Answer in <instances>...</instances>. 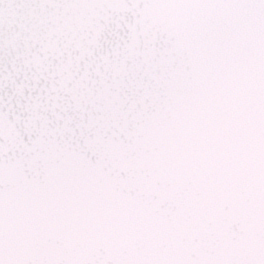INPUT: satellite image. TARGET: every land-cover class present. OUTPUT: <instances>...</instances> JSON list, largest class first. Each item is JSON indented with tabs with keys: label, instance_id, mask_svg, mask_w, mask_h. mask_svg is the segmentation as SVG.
<instances>
[{
	"label": "water",
	"instance_id": "obj_1",
	"mask_svg": "<svg viewBox=\"0 0 264 264\" xmlns=\"http://www.w3.org/2000/svg\"><path fill=\"white\" fill-rule=\"evenodd\" d=\"M0 264H264V0H0Z\"/></svg>",
	"mask_w": 264,
	"mask_h": 264
}]
</instances>
